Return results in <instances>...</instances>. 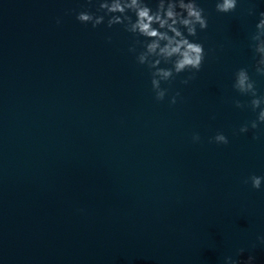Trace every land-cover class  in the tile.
<instances>
[{"label":"water","instance_id":"95a60500","mask_svg":"<svg viewBox=\"0 0 264 264\" xmlns=\"http://www.w3.org/2000/svg\"><path fill=\"white\" fill-rule=\"evenodd\" d=\"M197 3L205 61L157 101L137 37L76 19L98 0H0V264H264V182L245 183L264 177V124L239 132L259 109L232 87L246 68L264 95L250 46L264 0Z\"/></svg>","mask_w":264,"mask_h":264},{"label":"clouds","instance_id":"9594fccd","mask_svg":"<svg viewBox=\"0 0 264 264\" xmlns=\"http://www.w3.org/2000/svg\"><path fill=\"white\" fill-rule=\"evenodd\" d=\"M92 3V0H88ZM238 0H216L215 10L218 13H231L237 8ZM103 13V14H98ZM132 13L135 16L133 20ZM254 14V9H249V15ZM107 26L123 25L124 30L137 37L130 52H136L135 45H141L143 51L136 56L137 63L147 65L151 72V86L157 101H163L168 89L162 88V82H170L179 74L189 71L192 74L183 79L181 83L188 84L195 79L205 61L206 52L204 45L189 37H197V30L204 31L208 28V20L204 8L200 7L197 0H156L153 9L146 0H98L96 12L80 11L76 19L83 24H91L93 28L105 22ZM259 21L255 25L256 31L251 35L255 72L264 76V11L259 13ZM59 23V20L57 21ZM139 37H143L140 40ZM170 64L171 67H160L161 64ZM233 89L241 95L251 96L246 105L240 100H234L235 107L243 109L250 107L253 112L259 109L255 120L243 124L239 128L240 133H246L259 129L264 124V95H258L255 81L250 77L246 68H240L235 72ZM176 95L172 96L170 104L177 102ZM254 139L259 136L254 135ZM193 142L200 141L199 134H194ZM210 142L227 145L229 140L222 132L211 138ZM251 186L259 190L264 177L251 175ZM264 242V236L259 237ZM244 249H239L237 255H242ZM254 257L249 255L247 260H234L226 257L224 264H253Z\"/></svg>","mask_w":264,"mask_h":264}]
</instances>
